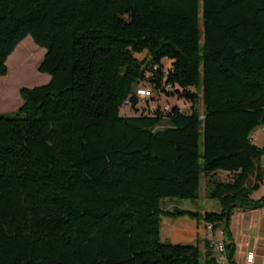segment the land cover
<instances>
[{"label": "trees", "instance_id": "16d2710c", "mask_svg": "<svg viewBox=\"0 0 264 264\" xmlns=\"http://www.w3.org/2000/svg\"><path fill=\"white\" fill-rule=\"evenodd\" d=\"M27 35L50 77L0 113V264H238L199 225L264 205V0H0V75ZM141 81L190 112L121 114Z\"/></svg>", "mask_w": 264, "mask_h": 264}, {"label": "rangeland", "instance_id": "374dc122", "mask_svg": "<svg viewBox=\"0 0 264 264\" xmlns=\"http://www.w3.org/2000/svg\"><path fill=\"white\" fill-rule=\"evenodd\" d=\"M202 27L200 21V28ZM33 49L34 52L25 56L26 49ZM45 48L37 45L31 38L27 35L22 39L14 48V50L7 57L6 63L8 66V71L5 75H0V113L10 114L12 113L22 102V98L19 94V89L22 86H34L37 84H42L48 81L50 75L46 72H41L38 70V65L43 59ZM137 57H142L144 51L135 53ZM24 57V59H22ZM165 64H168V60H164ZM200 95V90H198ZM151 103L154 108L157 106L163 112L169 110L173 105H177L184 112H190V102L182 97L176 95H165L158 94L152 97ZM197 106L202 110V100L199 96L197 101ZM142 104H137L136 109L126 108L120 109L121 114H139L146 111L142 110ZM264 133V130H260ZM256 138V137H255ZM256 140V139H255ZM218 178L224 179L225 173L222 170H218L215 175ZM216 177V178H217ZM206 177L201 176L199 193L198 196L192 201V204L199 210L203 211V198L206 193L205 182ZM180 203V199L176 197H163L160 199L161 205H166L169 203ZM202 222V221H201Z\"/></svg>", "mask_w": 264, "mask_h": 264}, {"label": "crops", "instance_id": "0c3cea01", "mask_svg": "<svg viewBox=\"0 0 264 264\" xmlns=\"http://www.w3.org/2000/svg\"><path fill=\"white\" fill-rule=\"evenodd\" d=\"M260 130H264V124L257 126L252 137L258 145L264 146V133ZM263 194L264 183L254 190L251 196L259 198ZM228 224L230 236L226 235L221 225L209 227L207 222L202 221L199 225L200 248L204 250L205 242H208L212 246L214 254L218 256L221 253L218 244L232 242L234 246L233 258L238 264H264V205L253 209L235 208ZM249 252L253 253L251 263L246 260V255Z\"/></svg>", "mask_w": 264, "mask_h": 264}, {"label": "built area", "instance_id": "2783aa9c", "mask_svg": "<svg viewBox=\"0 0 264 264\" xmlns=\"http://www.w3.org/2000/svg\"><path fill=\"white\" fill-rule=\"evenodd\" d=\"M165 88L166 89L170 88V85L166 84ZM155 92L156 91L153 89V87L151 85H149V83L147 81H141V82L137 83L135 86L134 93L138 97L137 104H142V107H141L142 110H145L147 113L153 111V109H154V106L152 105L150 99H152V97L155 95ZM156 93L163 94V92H156ZM125 107L126 108L127 107L132 108L129 99H126L124 101L123 105L121 106L122 109H125ZM207 224L209 227L211 226L210 223H207ZM218 249L221 252L218 254V258L222 259V260H226L225 253L223 252L224 251V244L219 243ZM246 260H247V262L251 263L253 260V253H251V252L247 253Z\"/></svg>", "mask_w": 264, "mask_h": 264}, {"label": "water", "instance_id": "95a60500", "mask_svg": "<svg viewBox=\"0 0 264 264\" xmlns=\"http://www.w3.org/2000/svg\"><path fill=\"white\" fill-rule=\"evenodd\" d=\"M135 84H136V82L133 84V87H132L133 92L135 91Z\"/></svg>", "mask_w": 264, "mask_h": 264}]
</instances>
